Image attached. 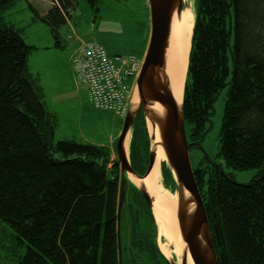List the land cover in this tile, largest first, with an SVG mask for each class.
<instances>
[{
    "label": "trees",
    "instance_id": "trees-1",
    "mask_svg": "<svg viewBox=\"0 0 264 264\" xmlns=\"http://www.w3.org/2000/svg\"><path fill=\"white\" fill-rule=\"evenodd\" d=\"M15 1L0 0V222L24 247L14 264H170L151 207L127 178L117 223L119 166L110 149L54 142L58 117L28 66L36 47L5 17ZM88 1L97 10L98 0ZM51 2L42 17L29 7L62 47L57 31L75 0ZM224 88L218 155L234 170L258 171L241 184L209 160L192 167L194 178L218 264H264V0H196L182 95L189 148L201 145ZM149 150L140 110L128 149L140 176ZM160 168L162 185L176 189L164 161Z\"/></svg>",
    "mask_w": 264,
    "mask_h": 264
},
{
    "label": "rangeland",
    "instance_id": "rangeland-1",
    "mask_svg": "<svg viewBox=\"0 0 264 264\" xmlns=\"http://www.w3.org/2000/svg\"><path fill=\"white\" fill-rule=\"evenodd\" d=\"M195 2L196 0L192 1L193 19ZM51 3L50 0H16L5 13L6 20H10L20 30L24 43L36 47L28 57V66L43 88L46 109L55 112L58 117L54 142L72 140L106 146L110 149L111 161L116 158L114 147L124 118L96 108L89 101L86 89L77 83L76 75L72 72L70 55H73L75 47L81 43L95 42L103 46L110 55L143 57L150 31L148 0H98L97 10L91 8L88 0H75V8L70 17L57 31L63 42L62 48L55 45L50 28L40 18H36L29 7L32 4L33 9L42 17ZM225 92L226 88L222 89L213 102V113L207 121V131L201 145L189 149L190 162L195 168L199 162L203 165L211 160L219 163L226 173H231L237 183H247L258 168L234 170L227 167L218 155ZM205 154L207 159L204 158ZM162 162L163 159L159 160V166ZM128 180L134 185L129 178ZM159 182L162 185L161 171ZM156 242L158 248L164 242L158 231ZM23 251L24 247L18 243L13 230L0 222V264H14V260ZM164 257L169 263L181 264L182 261V257L178 262L173 255L172 259Z\"/></svg>",
    "mask_w": 264,
    "mask_h": 264
},
{
    "label": "water",
    "instance_id": "water-1",
    "mask_svg": "<svg viewBox=\"0 0 264 264\" xmlns=\"http://www.w3.org/2000/svg\"><path fill=\"white\" fill-rule=\"evenodd\" d=\"M148 6L150 15L148 44L115 145L116 164L119 166L117 223H119L120 209L125 194L124 178L128 179L129 175L144 178L152 169L156 159V152L153 149L155 135H151V133H148L150 150L144 175L140 176L133 171L125 149L126 137L129 133L131 136L133 122L138 112L142 110L145 122L149 121L153 130L155 128L158 130L159 145L165 155L163 161L170 169L176 185L178 194L176 211L178 228L180 236L186 244V249L182 253L181 264H186V251L189 252L193 264H218L208 218L190 162V148L186 141L182 101L178 106L166 74V50L171 32L172 18L174 14L180 15L183 9L188 6L184 0H148ZM135 93L138 100L133 103L132 100ZM155 104L160 106L161 113L153 110ZM135 186L152 208L153 200L145 188ZM185 191H187V195L184 194ZM117 233L119 236V224L117 225ZM170 264L175 263L170 261Z\"/></svg>",
    "mask_w": 264,
    "mask_h": 264
},
{
    "label": "bare ground",
    "instance_id": "bare-ground-1",
    "mask_svg": "<svg viewBox=\"0 0 264 264\" xmlns=\"http://www.w3.org/2000/svg\"><path fill=\"white\" fill-rule=\"evenodd\" d=\"M193 0H184L188 7L184 8L180 15L174 14L171 22V32L166 50V74L170 82V88L178 106L182 101L184 76L187 67V56L190 46L192 33V4ZM141 70V69H140ZM138 97L136 93L133 97V103H136ZM153 110L161 113V108L157 104ZM123 118V117H122ZM147 129L151 135H155L153 140V149L156 152L155 163L150 172L144 178H137L129 175V179L137 186H142L150 195L152 202L151 212L154 217L156 228L164 242L160 245V250L164 256L172 259V255L180 261L186 244L182 240L178 228L177 205L178 194L175 190L164 188L159 182L160 166L159 160L165 159L162 147L159 145L158 130H153L149 121L146 122ZM129 134L125 140V149L127 152L129 144ZM158 144V145H157ZM187 195V191L184 192ZM186 264H193L188 251H186Z\"/></svg>",
    "mask_w": 264,
    "mask_h": 264
},
{
    "label": "built area",
    "instance_id": "built-area-1",
    "mask_svg": "<svg viewBox=\"0 0 264 264\" xmlns=\"http://www.w3.org/2000/svg\"><path fill=\"white\" fill-rule=\"evenodd\" d=\"M76 80L96 107L125 117L143 58L110 55L95 42L81 43L71 56Z\"/></svg>",
    "mask_w": 264,
    "mask_h": 264
},
{
    "label": "crops",
    "instance_id": "crops-1",
    "mask_svg": "<svg viewBox=\"0 0 264 264\" xmlns=\"http://www.w3.org/2000/svg\"><path fill=\"white\" fill-rule=\"evenodd\" d=\"M50 3H51V0H50ZM51 4H52V3H51ZM31 5H32V4H31ZM46 11H47V10H46ZM58 31H59V29H58ZM60 42H61V45H62L63 42H62L61 40H60ZM62 47H63V45H62ZM62 47H61V48H62ZM77 48H78V47H75L74 50H76ZM74 50H73V51H74ZM144 52H145V51H144ZM143 54H144V53H143ZM71 55H72V53H71ZM71 55H70V57H71ZM141 56H142V55H141ZM72 72H73V71H72Z\"/></svg>",
    "mask_w": 264,
    "mask_h": 264
}]
</instances>
